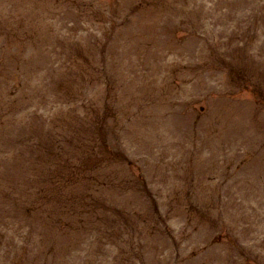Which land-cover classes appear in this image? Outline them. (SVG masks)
I'll return each instance as SVG.
<instances>
[{"label":"rangeland","instance_id":"374dc122","mask_svg":"<svg viewBox=\"0 0 264 264\" xmlns=\"http://www.w3.org/2000/svg\"><path fill=\"white\" fill-rule=\"evenodd\" d=\"M0 58V264H264V0H0Z\"/></svg>","mask_w":264,"mask_h":264}]
</instances>
